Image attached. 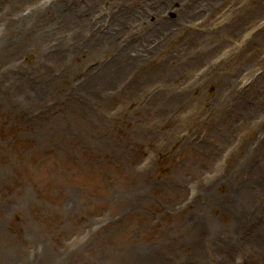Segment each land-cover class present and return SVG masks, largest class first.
Wrapping results in <instances>:
<instances>
[{
	"label": "rangeland",
	"instance_id": "374dc122",
	"mask_svg": "<svg viewBox=\"0 0 264 264\" xmlns=\"http://www.w3.org/2000/svg\"><path fill=\"white\" fill-rule=\"evenodd\" d=\"M0 264H264V0H0Z\"/></svg>",
	"mask_w": 264,
	"mask_h": 264
}]
</instances>
